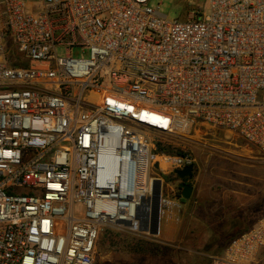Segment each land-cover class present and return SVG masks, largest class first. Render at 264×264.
Returning a JSON list of instances; mask_svg holds the SVG:
<instances>
[{
    "label": "built area",
    "instance_id": "obj_1",
    "mask_svg": "<svg viewBox=\"0 0 264 264\" xmlns=\"http://www.w3.org/2000/svg\"><path fill=\"white\" fill-rule=\"evenodd\" d=\"M160 7L0 0V264H94L105 228L150 230L158 181L193 162L158 134L227 129L264 155V0ZM262 249L264 214L209 264Z\"/></svg>",
    "mask_w": 264,
    "mask_h": 264
},
{
    "label": "rangeland",
    "instance_id": "obj_2",
    "mask_svg": "<svg viewBox=\"0 0 264 264\" xmlns=\"http://www.w3.org/2000/svg\"><path fill=\"white\" fill-rule=\"evenodd\" d=\"M168 19H183L209 0H149ZM64 53V50H59ZM73 55H80L74 48ZM157 152L189 155L193 186L184 198L180 177L170 172L160 205L157 234L149 229L105 228L98 239L94 264H207L237 233L264 214V155L253 144L227 129L196 127L187 135L156 136ZM157 156L162 167L164 159ZM77 204V213L82 211ZM152 222V221H151ZM250 264H264V249Z\"/></svg>",
    "mask_w": 264,
    "mask_h": 264
},
{
    "label": "water",
    "instance_id": "obj_3",
    "mask_svg": "<svg viewBox=\"0 0 264 264\" xmlns=\"http://www.w3.org/2000/svg\"><path fill=\"white\" fill-rule=\"evenodd\" d=\"M155 166L158 167V163H155ZM193 164H187L183 168L175 169V173L180 177L181 182L179 183L182 188V195L184 198H190L193 192V186L185 181V179H190L193 176ZM161 187L160 182L158 181V185L154 190V217L152 222V227L149 230L150 233L157 234L159 232L160 225V205H161ZM141 230H146L147 227L145 225L140 224Z\"/></svg>",
    "mask_w": 264,
    "mask_h": 264
},
{
    "label": "trees",
    "instance_id": "obj_4",
    "mask_svg": "<svg viewBox=\"0 0 264 264\" xmlns=\"http://www.w3.org/2000/svg\"><path fill=\"white\" fill-rule=\"evenodd\" d=\"M160 146H161V147H159V149H160L162 152H163V151H164V152L167 151V150H166V147H165L163 144H160ZM254 223H255V222H254ZM249 227H250V226H249ZM249 227L245 228L244 230L240 231L239 233L245 231V230L248 229ZM239 233H237L236 235H238ZM236 235H235V236H236ZM235 236H234V237H235ZM234 237H232V238H234ZM232 238H231V239H232ZM231 239H230V240H229V241H228V242H227V243H226V244H225V245H224L219 251H217V253H214L213 255H218V254H220V253L224 250V248L226 247V245L231 241ZM211 260H212V259H211V256H210V257H209V261H208L207 264H209V263L211 262Z\"/></svg>",
    "mask_w": 264,
    "mask_h": 264
},
{
    "label": "bare ground",
    "instance_id": "obj_5",
    "mask_svg": "<svg viewBox=\"0 0 264 264\" xmlns=\"http://www.w3.org/2000/svg\"><path fill=\"white\" fill-rule=\"evenodd\" d=\"M157 156H159V155H158V154H153V155H152V158H153V159H156ZM157 160H158V159H157ZM162 163H163V162L161 161V162H160V165H161V166H162ZM163 167H164V166H163ZM153 217H154V201L152 202V213H151V216H149V217L147 216V218H149V219L151 218V221L153 222ZM144 219H145V218H144ZM144 219H142L143 222H145V221L148 220V219H146V220H144ZM142 225H143V223H142ZM139 228H140V227H139Z\"/></svg>",
    "mask_w": 264,
    "mask_h": 264
},
{
    "label": "crops",
    "instance_id": "obj_6",
    "mask_svg": "<svg viewBox=\"0 0 264 264\" xmlns=\"http://www.w3.org/2000/svg\"><path fill=\"white\" fill-rule=\"evenodd\" d=\"M253 224H254V223H253ZM253 224H252V225H253ZM262 250H263V249H262ZM262 250H261V251H262ZM261 251H260V252H261ZM260 252H259V253H260ZM210 256H212V255H210Z\"/></svg>",
    "mask_w": 264,
    "mask_h": 264
}]
</instances>
